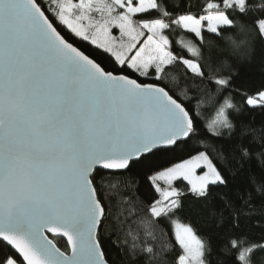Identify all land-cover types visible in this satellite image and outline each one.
Returning <instances> with one entry per match:
<instances>
[{
  "label": "snow or ice",
  "instance_id": "snow-or-ice-1",
  "mask_svg": "<svg viewBox=\"0 0 264 264\" xmlns=\"http://www.w3.org/2000/svg\"><path fill=\"white\" fill-rule=\"evenodd\" d=\"M193 7L0 0V264H127L138 249L157 264H257L264 151L248 134L257 117L264 130V83L245 90L242 70L264 50V0ZM178 30L190 56L174 52ZM113 181L159 198L114 212ZM189 195L218 198L215 235L185 222Z\"/></svg>",
  "mask_w": 264,
  "mask_h": 264
},
{
  "label": "trees",
  "instance_id": "trees-1",
  "mask_svg": "<svg viewBox=\"0 0 264 264\" xmlns=\"http://www.w3.org/2000/svg\"><path fill=\"white\" fill-rule=\"evenodd\" d=\"M204 2L205 0H183L185 5L189 3L194 5L192 9L193 12H196ZM170 40L174 41V52L176 54L190 56V54H187L186 50L183 49L180 42L183 41L184 44L193 42L195 38L192 34L183 30H178V34L170 36ZM196 42L198 43V41ZM242 77L245 90L264 83V50L257 49L252 55L251 62L243 64ZM196 103L197 101L193 100V104L195 105ZM197 111L200 113V119L205 125H207L210 118L214 116V110L208 106L204 98H201L200 107ZM251 127L252 131L249 132L248 139L252 140L253 136L255 137V140L253 141L255 145L253 149V156H255L256 152L264 151V149L260 147L261 144H264V130L260 128L259 117H257ZM224 131L227 132V130ZM108 191L110 195L115 197L112 201L114 205V212L118 211L120 208L127 207L126 202L121 203L119 207H117V201H125L126 199L135 198L137 201L144 200L145 203H148L151 199L159 197V194L152 191L146 181H141L139 185H134L131 192H126L122 185L113 181L112 186L108 189ZM219 207L220 204L218 202V198H214L212 201L205 203L203 201H198L189 195L184 200V211L181 215L189 218V220L185 222L192 223L194 228L199 230L198 234L215 235L218 230L217 214L219 212ZM167 230L170 235V226ZM249 231L256 239V242H259L260 236L264 235L259 227H250ZM157 235L159 236V232H157ZM113 239H115V237H113ZM137 243L139 242L137 241ZM154 243H158V241ZM58 246H60L62 250H66L63 245ZM137 251L138 255L136 256H125L127 264H157V262L149 260L146 254L140 252L139 249ZM214 252H219V248L214 247ZM164 256L167 257L168 253H164ZM256 260L257 264H264V253H258L256 255Z\"/></svg>",
  "mask_w": 264,
  "mask_h": 264
},
{
  "label": "rangeland",
  "instance_id": "rangeland-1",
  "mask_svg": "<svg viewBox=\"0 0 264 264\" xmlns=\"http://www.w3.org/2000/svg\"><path fill=\"white\" fill-rule=\"evenodd\" d=\"M215 114V113H214ZM214 118V116H212L211 118H210V120H209V123H210V121L212 120ZM162 183V186H164L163 185V182H161ZM159 198V197H158Z\"/></svg>",
  "mask_w": 264,
  "mask_h": 264
},
{
  "label": "water",
  "instance_id": "water-1",
  "mask_svg": "<svg viewBox=\"0 0 264 264\" xmlns=\"http://www.w3.org/2000/svg\"><path fill=\"white\" fill-rule=\"evenodd\" d=\"M62 250V249H61ZM62 251H65V250H62ZM68 251L70 252V249H68Z\"/></svg>",
  "mask_w": 264,
  "mask_h": 264
}]
</instances>
